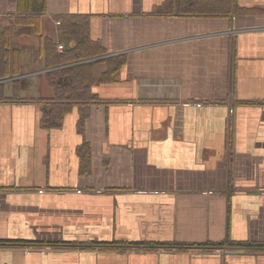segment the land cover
Listing matches in <instances>:
<instances>
[{
	"label": "crops",
	"instance_id": "1",
	"mask_svg": "<svg viewBox=\"0 0 264 264\" xmlns=\"http://www.w3.org/2000/svg\"><path fill=\"white\" fill-rule=\"evenodd\" d=\"M208 2L0 0V264H264V0Z\"/></svg>",
	"mask_w": 264,
	"mask_h": 264
},
{
	"label": "trees",
	"instance_id": "2",
	"mask_svg": "<svg viewBox=\"0 0 264 264\" xmlns=\"http://www.w3.org/2000/svg\"><path fill=\"white\" fill-rule=\"evenodd\" d=\"M216 2V7H224L225 2L230 0H202L203 4L209 2ZM198 2V1H197ZM231 8L232 5H229ZM218 8L215 10L213 8L208 13L204 14H213V15H221L217 13ZM232 11V8H231ZM61 34L64 40H68L70 38H76L77 43L73 49L67 50L64 44L65 49L60 53L57 50L56 45L47 41L46 43V66H62L63 64L79 62L80 60H84L87 58H93L98 56L100 52H94V50L90 47L89 40L84 36V26L79 25L78 21L73 18L63 17L61 18ZM60 34V35H61ZM104 62L107 63V69L102 73V81L112 80L115 72L124 64V60H118L116 58H106ZM48 82L55 90V100L60 102L62 100H67L71 98H78L76 95V90L83 87L88 81V87L93 82V71L91 63H76L69 67H64L63 69L56 70L47 74ZM68 94H71L70 96ZM67 97V98H66ZM62 112H56L54 107L51 110L45 113L46 119H55L58 117L61 118ZM257 247L264 248V245H257Z\"/></svg>",
	"mask_w": 264,
	"mask_h": 264
},
{
	"label": "built area",
	"instance_id": "3",
	"mask_svg": "<svg viewBox=\"0 0 264 264\" xmlns=\"http://www.w3.org/2000/svg\"><path fill=\"white\" fill-rule=\"evenodd\" d=\"M64 45L60 44L58 45V50L63 51ZM218 253H221V251H218Z\"/></svg>",
	"mask_w": 264,
	"mask_h": 264
}]
</instances>
